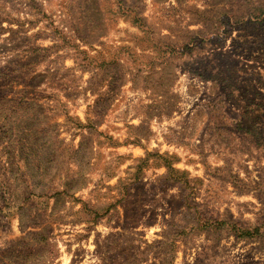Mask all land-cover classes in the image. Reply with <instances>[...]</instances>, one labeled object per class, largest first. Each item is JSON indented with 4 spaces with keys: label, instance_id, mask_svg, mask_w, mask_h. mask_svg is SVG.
I'll return each instance as SVG.
<instances>
[{
    "label": "rangeland",
    "instance_id": "374dc122",
    "mask_svg": "<svg viewBox=\"0 0 264 264\" xmlns=\"http://www.w3.org/2000/svg\"><path fill=\"white\" fill-rule=\"evenodd\" d=\"M0 264H264V0H0Z\"/></svg>",
    "mask_w": 264,
    "mask_h": 264
},
{
    "label": "trees",
    "instance_id": "16d2710c",
    "mask_svg": "<svg viewBox=\"0 0 264 264\" xmlns=\"http://www.w3.org/2000/svg\"><path fill=\"white\" fill-rule=\"evenodd\" d=\"M242 236L243 237H248V236H250V234H244V233H242Z\"/></svg>",
    "mask_w": 264,
    "mask_h": 264
}]
</instances>
